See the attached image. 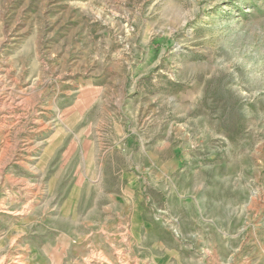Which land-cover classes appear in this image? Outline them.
I'll use <instances>...</instances> for the list:
<instances>
[{
  "label": "rangeland",
  "instance_id": "rangeland-1",
  "mask_svg": "<svg viewBox=\"0 0 264 264\" xmlns=\"http://www.w3.org/2000/svg\"><path fill=\"white\" fill-rule=\"evenodd\" d=\"M0 264H264V0H0Z\"/></svg>",
  "mask_w": 264,
  "mask_h": 264
}]
</instances>
